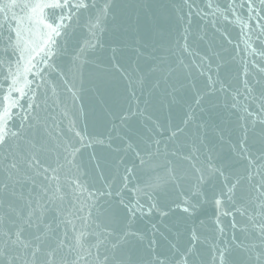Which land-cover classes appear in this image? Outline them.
<instances>
[{
	"label": "snow or ice",
	"instance_id": "1",
	"mask_svg": "<svg viewBox=\"0 0 264 264\" xmlns=\"http://www.w3.org/2000/svg\"><path fill=\"white\" fill-rule=\"evenodd\" d=\"M185 2L189 15L193 10L208 14ZM115 6V0H0V264H264V79H245L243 91L230 89L220 75L222 68L230 71L223 57L215 50L200 55L185 29L168 49L175 61L148 53L145 58L155 62L134 80L116 59L127 45ZM205 7L226 21L231 16L239 22L246 13L243 26L249 31L247 21L255 17L257 39L264 40V23H259L264 0H227L223 6L209 0ZM106 33L110 65L100 63ZM133 51L137 59L144 56L139 42ZM258 55L264 58V50ZM86 68L99 70L90 73L97 93L111 87V80L100 73L120 72L127 81V105L105 109L99 120L94 118L93 126L102 131L89 132L87 123L79 126L76 105L83 98ZM139 71L138 65L132 69ZM174 72H181L187 83L170 84ZM200 78L202 86L197 87ZM186 88L192 102L176 95ZM216 96L230 100L233 108L241 105L245 113L244 135L234 156L220 163H215V145L208 141V121L197 118L206 98ZM181 102L188 104V112L174 128L149 112L154 103L171 109ZM207 103L217 106L212 99ZM137 117L151 125V139H142V147L121 133ZM257 124L258 146H250L247 133L255 132ZM39 129L51 147L48 141L37 142ZM97 147L117 153L118 163L107 175ZM88 149L92 151L86 154ZM44 152L51 159L42 158ZM128 152L139 164L125 166L121 173L119 154ZM203 203L233 216L234 229L236 215L246 218L258 243L220 246L213 236L202 249L193 230L188 246L181 249L171 242L170 254H161L155 251L153 225V238L147 253L143 251L144 235L132 231L136 218L167 216L173 204L189 213ZM240 230L247 233L248 225ZM218 231L223 234L222 228Z\"/></svg>",
	"mask_w": 264,
	"mask_h": 264
},
{
	"label": "water",
	"instance_id": "2",
	"mask_svg": "<svg viewBox=\"0 0 264 264\" xmlns=\"http://www.w3.org/2000/svg\"><path fill=\"white\" fill-rule=\"evenodd\" d=\"M195 7H199L207 12V15L196 14L195 10L189 15V8L185 0H115V9L117 19L123 22L124 26V40L123 43L126 47L116 54V59L122 65V71L128 70L133 76L134 80L139 81L140 73L146 72L149 65L153 60L146 59L148 53H152L153 57L159 58L160 56H168L173 62L176 57L172 52L168 51L175 44V41L180 40L183 36L185 29L189 30L191 39L196 42L192 45L200 55L206 53L210 54V50H215L220 53L224 61L227 63L229 72L226 74L222 68L220 75L226 85L230 89L239 88L243 91V81H249L254 78L264 79V58L258 55L260 50H264V40H258L255 31V26L258 23L253 17L251 21H247L252 25V31L244 27V18L246 13L242 15L241 20L238 22L235 17L229 16L226 21L219 17V14L213 16L211 11L205 6L209 0H190ZM214 4L223 6L227 0H211ZM259 3V0H256ZM264 23V20L259 21ZM105 49L100 54V63L102 65H110L108 57L111 55L107 48L109 43V36L104 35ZM144 53V56L137 59V53L133 51L138 46ZM183 43V41H181ZM143 44H148L150 47L144 48ZM254 52L256 54H254ZM180 53L177 52L176 56ZM185 60L189 58L185 54ZM199 57L197 56L196 59ZM138 65L139 72L134 73L132 69ZM215 67V61H213ZM99 70L94 68H86L84 75V92L83 98L80 103L76 105V110L79 112V126L84 127L85 123L88 125V131H102L103 128L94 127V118L99 120L103 116L105 109H112L113 111L119 110L120 107L126 106L127 101V81L122 78L120 72L100 73L106 80H111V87L101 89L98 93L93 87L94 78L90 73H97ZM248 73L245 76V73ZM155 77H149L147 86L150 87L151 80ZM196 80L197 87L202 86V80ZM180 82L187 83L184 80L181 72H174L169 77L170 84H178ZM77 87H79V78H76ZM142 84L137 82L135 87L140 88ZM164 87L163 84L160 86ZM259 86L256 91L259 92ZM137 95L141 93L137 91ZM158 98V93L153 94ZM177 97H183L185 100L192 102L193 97L190 91L183 90L176 93ZM208 99L217 101L216 107H211L207 103ZM242 99V97H238ZM143 100V96H141ZM141 107L143 105L141 104ZM256 105L252 104L250 110H254ZM204 111L198 112L197 118L202 121H208V141L210 144L215 145V154L217 159L215 163L226 161L234 156V149L237 148L241 137L244 135L245 120L243 117L245 113L242 111V106L237 105L235 108L231 107V101L225 103L223 99L216 97H207L206 102L203 104ZM153 119L158 120L166 126L171 125L175 127L181 124V120L185 118L188 112L187 103L174 104L171 109L167 105L155 104L149 108ZM211 116V120H209ZM118 124L119 121L117 120ZM150 123L140 117H137L127 123L125 128L121 129L122 135L131 140L134 144H141V140H150L151 133L149 128ZM261 125L257 124L255 132L249 131L248 141L250 146L255 145L259 140ZM170 133L165 132L167 136ZM222 137V139H221ZM36 139L38 143L48 141V137L43 129L37 130ZM182 141L184 138H181ZM48 146L51 147V141H48ZM143 145L141 144V147ZM172 145H169L171 147ZM187 149H185L186 151ZM91 149L86 150L91 152ZM96 155L99 157V163L107 175L118 163L117 153L109 152L107 149L97 147ZM42 158L51 159L50 152L41 154ZM123 156V162L119 164V170L123 173L125 166L131 167L133 163L139 164L135 159L132 152ZM137 180L133 179V184ZM175 198V197H174ZM179 203V199H177ZM183 205L179 208L175 204L172 205L173 210L167 216H160L159 214H152L151 216L138 217L132 224V231L139 230L140 234L144 235L143 251L147 253L148 240L153 238V225L156 226L155 239L157 245L155 251L161 254H170L169 245L175 242L183 249L190 243V235L193 230L197 231L200 236V243L197 247L207 249L212 243V237L215 236V243L220 246L225 244H244L250 245L255 242L258 243L257 233L248 224L246 218L240 215L235 216L237 227H231L233 216H224L217 212L216 207L211 203H203L194 211L184 213ZM251 211V209L249 210ZM219 217V219H217ZM248 225V232L244 233L240 228ZM223 229L221 234L218 229ZM207 237V241H205Z\"/></svg>",
	"mask_w": 264,
	"mask_h": 264
}]
</instances>
